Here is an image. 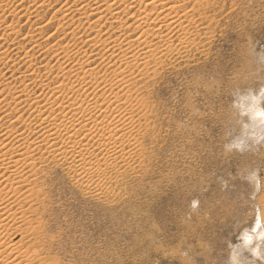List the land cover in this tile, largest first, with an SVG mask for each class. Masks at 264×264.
Masks as SVG:
<instances>
[{"label": "rangeland", "instance_id": "1", "mask_svg": "<svg viewBox=\"0 0 264 264\" xmlns=\"http://www.w3.org/2000/svg\"><path fill=\"white\" fill-rule=\"evenodd\" d=\"M12 1V8L29 10L15 23L19 33L13 43L23 44L36 59L37 78L48 70L42 69L47 61L56 69L52 52L42 53L46 46L56 41L71 45L69 66L92 50L74 43L73 33L78 37L88 26L85 21L78 24V12L58 28L65 0H47L53 6L43 9L29 0ZM195 1L179 0L187 10L193 6L189 12L196 20L186 48L179 55H168L155 73L142 65V75L134 76L139 70L136 65L130 67L134 74L126 70L136 80L128 85V108L135 116H149L135 130L145 136L144 153H136L129 165L109 171L113 178L103 180L108 188L99 199L86 195L63 171L55 170L52 210L45 218L51 232L62 234L64 244H53L62 264H226V241L235 242L239 230L254 220L251 205L258 202L264 207V186L253 201L249 199L253 189L237 175L258 168L264 176V145L244 153L225 148L246 119L240 117L238 105L251 103L249 89L264 85V64L248 54L249 40L264 52V0ZM83 3L77 0L74 5ZM54 11L57 17L49 22ZM12 20L16 21L7 18ZM109 23L110 19L106 28ZM1 43L8 48L9 63L0 64V90L5 88L0 99L8 93L4 82L10 81L13 90L19 83L16 78L27 75L23 52L15 54L11 40ZM107 62L96 59L91 67L103 73ZM0 111L1 118L5 113ZM220 178L228 181L227 188ZM193 199L199 200L194 212Z\"/></svg>", "mask_w": 264, "mask_h": 264}, {"label": "bare ground", "instance_id": "2", "mask_svg": "<svg viewBox=\"0 0 264 264\" xmlns=\"http://www.w3.org/2000/svg\"><path fill=\"white\" fill-rule=\"evenodd\" d=\"M29 1L40 9L52 5L47 0ZM75 1L69 4L65 0L58 28L78 12V24L85 21L88 26L78 37L73 33L74 43L92 50L84 51V57L69 66L71 45L56 41L46 46L42 53L52 52L56 69L47 61L42 69L48 70L37 78L36 59L23 44L13 43L19 33L15 23L29 10L13 9L12 0H0V64L9 60L8 48L1 42L11 40V50L23 52L27 74L16 78L19 85L13 90L10 81L4 82L8 93L0 99L5 113L0 118V264H62L53 253L54 243L59 247L64 244L62 234L51 232L45 218L52 210L55 170L63 171L86 195L99 199L108 188L103 180L113 178L109 171H116L136 153H144L141 140L145 136L135 130L149 116H135L128 108V85L135 78H129L126 70L132 75L130 67L136 65L139 70L134 76L142 75L144 67L155 73L168 55H179L181 48H186L190 28L196 23L189 12L193 6L187 10L179 0H82L81 6L74 5ZM10 16L16 21L8 22ZM56 17L54 11L49 22ZM38 30L41 35V26ZM96 59L108 61L103 73L91 67ZM9 236L16 240L7 242Z\"/></svg>", "mask_w": 264, "mask_h": 264}, {"label": "clouds", "instance_id": "3", "mask_svg": "<svg viewBox=\"0 0 264 264\" xmlns=\"http://www.w3.org/2000/svg\"><path fill=\"white\" fill-rule=\"evenodd\" d=\"M251 55L258 64H264V52L259 50L257 44L249 40ZM251 103L238 105L240 117L246 119L239 125V132L232 136L225 145L228 151L251 152L264 145V85L256 89H249ZM242 99H248L242 97ZM233 106L236 107L235 100ZM239 178L247 183L252 189L249 199L256 201L264 186V176L258 168L245 169L237 174ZM222 186L228 187V181L223 180ZM190 207L196 211L199 207V200L193 199ZM250 212H254V220L242 229L236 236L235 242L231 239L226 241L227 257L226 264H264V207L258 202L251 205ZM190 218V217H189Z\"/></svg>", "mask_w": 264, "mask_h": 264}]
</instances>
